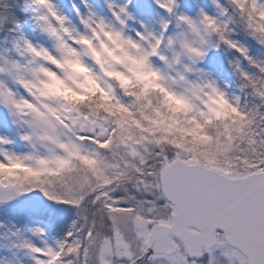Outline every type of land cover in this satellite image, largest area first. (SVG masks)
Wrapping results in <instances>:
<instances>
[{
  "label": "snow or ice",
  "instance_id": "6c2138e0",
  "mask_svg": "<svg viewBox=\"0 0 264 264\" xmlns=\"http://www.w3.org/2000/svg\"><path fill=\"white\" fill-rule=\"evenodd\" d=\"M0 264H264V0H0Z\"/></svg>",
  "mask_w": 264,
  "mask_h": 264
}]
</instances>
